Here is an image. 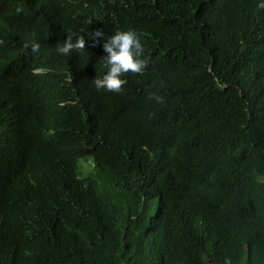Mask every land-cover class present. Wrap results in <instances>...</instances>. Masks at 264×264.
<instances>
[{"label":"trees","instance_id":"16d2710c","mask_svg":"<svg viewBox=\"0 0 264 264\" xmlns=\"http://www.w3.org/2000/svg\"><path fill=\"white\" fill-rule=\"evenodd\" d=\"M256 2L0 0V264H264ZM95 28L141 37L119 92Z\"/></svg>","mask_w":264,"mask_h":264},{"label":"clouds","instance_id":"9594fccd","mask_svg":"<svg viewBox=\"0 0 264 264\" xmlns=\"http://www.w3.org/2000/svg\"><path fill=\"white\" fill-rule=\"evenodd\" d=\"M256 7L264 10V0H257ZM87 35L90 46L94 47L99 44L104 53L103 63L106 71L102 76L95 77L91 81L96 91L119 92L121 86L127 82L122 78L123 74L143 73L147 66L148 58L144 54L145 49L141 37L136 31L132 29L116 30L113 34L105 37V32L102 28H95ZM85 44V37L77 36L73 39L71 36H66L62 43L56 45L55 51L58 55L68 56L73 51L79 52L83 50ZM30 47L31 51L36 53L40 45L37 42H31ZM154 98L157 101L160 100L159 96Z\"/></svg>","mask_w":264,"mask_h":264},{"label":"rangeland","instance_id":"374dc122","mask_svg":"<svg viewBox=\"0 0 264 264\" xmlns=\"http://www.w3.org/2000/svg\"><path fill=\"white\" fill-rule=\"evenodd\" d=\"M81 165V170H83L84 173H88L89 171L92 170L93 163L91 160H83L80 163Z\"/></svg>","mask_w":264,"mask_h":264}]
</instances>
